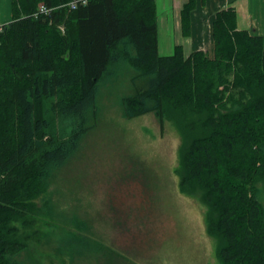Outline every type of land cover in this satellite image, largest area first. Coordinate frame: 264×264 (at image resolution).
<instances>
[{"label":"trees","instance_id":"obj_1","mask_svg":"<svg viewBox=\"0 0 264 264\" xmlns=\"http://www.w3.org/2000/svg\"><path fill=\"white\" fill-rule=\"evenodd\" d=\"M41 5L52 13L37 16ZM195 6L184 5L185 32ZM213 37V58L163 57L156 0H13L0 27V264H34L16 223L39 214L49 178L90 130L101 81L125 69L142 83L123 113L179 132V189L208 208L220 264H264V37L237 30L233 10L217 14ZM60 117L75 120L67 137Z\"/></svg>","mask_w":264,"mask_h":264},{"label":"rangeland","instance_id":"obj_2","mask_svg":"<svg viewBox=\"0 0 264 264\" xmlns=\"http://www.w3.org/2000/svg\"><path fill=\"white\" fill-rule=\"evenodd\" d=\"M115 73L101 81L95 106L86 111L90 130L77 152L49 178L46 204L29 227L16 223L31 236L29 260L220 264L206 231L208 208L199 193L179 189V132L152 113L126 117L121 99L134 95L142 81L135 84L131 70ZM74 121L60 117L61 136L70 135ZM258 196L264 204V188Z\"/></svg>","mask_w":264,"mask_h":264},{"label":"crops","instance_id":"obj_3","mask_svg":"<svg viewBox=\"0 0 264 264\" xmlns=\"http://www.w3.org/2000/svg\"><path fill=\"white\" fill-rule=\"evenodd\" d=\"M188 1L156 0L157 47L160 56L173 55L179 48L186 55L202 51L213 58V25L217 14L223 10L236 13L237 30L264 37V0H196L188 32H185L182 11ZM11 21L13 0H0V27Z\"/></svg>","mask_w":264,"mask_h":264},{"label":"built area","instance_id":"obj_4","mask_svg":"<svg viewBox=\"0 0 264 264\" xmlns=\"http://www.w3.org/2000/svg\"><path fill=\"white\" fill-rule=\"evenodd\" d=\"M76 5H77L76 1H73L69 4L70 8H72V9L76 8ZM52 11H53V9H49L46 6L41 5V6H39L36 15L37 16L38 15H47L48 16L52 13Z\"/></svg>","mask_w":264,"mask_h":264},{"label":"bare ground","instance_id":"obj_5","mask_svg":"<svg viewBox=\"0 0 264 264\" xmlns=\"http://www.w3.org/2000/svg\"><path fill=\"white\" fill-rule=\"evenodd\" d=\"M70 10H72V9L70 8Z\"/></svg>","mask_w":264,"mask_h":264}]
</instances>
